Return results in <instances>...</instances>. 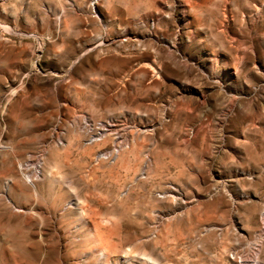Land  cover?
I'll return each mask as SVG.
<instances>
[{
  "label": "rangeland",
  "instance_id": "374dc122",
  "mask_svg": "<svg viewBox=\"0 0 264 264\" xmlns=\"http://www.w3.org/2000/svg\"><path fill=\"white\" fill-rule=\"evenodd\" d=\"M253 261L264 0H0V264Z\"/></svg>",
  "mask_w": 264,
  "mask_h": 264
},
{
  "label": "built area",
  "instance_id": "2783aa9c",
  "mask_svg": "<svg viewBox=\"0 0 264 264\" xmlns=\"http://www.w3.org/2000/svg\"><path fill=\"white\" fill-rule=\"evenodd\" d=\"M251 264H258L256 261L251 262Z\"/></svg>",
  "mask_w": 264,
  "mask_h": 264
},
{
  "label": "bare ground",
  "instance_id": "6f19581e",
  "mask_svg": "<svg viewBox=\"0 0 264 264\" xmlns=\"http://www.w3.org/2000/svg\"><path fill=\"white\" fill-rule=\"evenodd\" d=\"M28 253V252H27ZM26 254V253H25ZM9 256V255H8ZM30 258V257H29ZM18 260V259H17ZM23 263V262H22Z\"/></svg>",
  "mask_w": 264,
  "mask_h": 264
}]
</instances>
